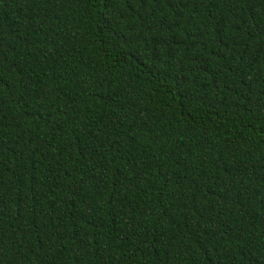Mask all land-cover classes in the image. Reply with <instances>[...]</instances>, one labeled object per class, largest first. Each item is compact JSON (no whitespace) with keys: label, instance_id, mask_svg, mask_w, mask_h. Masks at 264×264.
I'll use <instances>...</instances> for the list:
<instances>
[{"label":"trees","instance_id":"1","mask_svg":"<svg viewBox=\"0 0 264 264\" xmlns=\"http://www.w3.org/2000/svg\"><path fill=\"white\" fill-rule=\"evenodd\" d=\"M0 264H264V0H0Z\"/></svg>","mask_w":264,"mask_h":264}]
</instances>
